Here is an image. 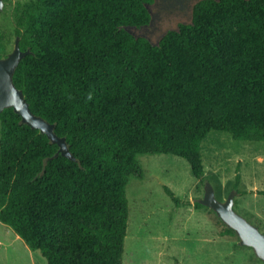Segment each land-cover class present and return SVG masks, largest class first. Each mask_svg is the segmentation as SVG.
Instances as JSON below:
<instances>
[{"label":"trees","instance_id":"1","mask_svg":"<svg viewBox=\"0 0 264 264\" xmlns=\"http://www.w3.org/2000/svg\"><path fill=\"white\" fill-rule=\"evenodd\" d=\"M152 1L15 7L19 46L30 53L14 83L75 160L55 156L57 144L4 109L0 222L47 264H123L138 154L183 158L202 183L200 143L210 131L264 141V0H199L191 22L158 43L127 29L148 23ZM225 234L236 235L227 226Z\"/></svg>","mask_w":264,"mask_h":264},{"label":"rangeland","instance_id":"2","mask_svg":"<svg viewBox=\"0 0 264 264\" xmlns=\"http://www.w3.org/2000/svg\"><path fill=\"white\" fill-rule=\"evenodd\" d=\"M3 1L0 54L5 57L13 50L17 37L15 7L27 0ZM192 13L190 10L184 15L178 9L161 12V19L155 20L158 29L150 35L152 42L179 24L190 23ZM200 149L205 172L202 183L183 158L172 154L137 155L143 176H130L126 186L129 213L123 264H264L252 248L239 244L237 235L225 234V224L212 209L196 206L204 197L207 183L220 201L236 191L234 211L264 233V141L242 140L212 130ZM165 187L180 199L179 205L167 195ZM0 264L47 262L0 222Z\"/></svg>","mask_w":264,"mask_h":264},{"label":"water","instance_id":"3","mask_svg":"<svg viewBox=\"0 0 264 264\" xmlns=\"http://www.w3.org/2000/svg\"><path fill=\"white\" fill-rule=\"evenodd\" d=\"M3 7L4 2L0 0V10ZM146 7L150 12L149 5ZM127 29L132 33L129 28ZM19 40L20 38L16 37L13 50L5 57H0V113L6 108H12L16 114L20 115L23 124L30 126L32 129H38L52 143L58 145L55 156L61 154L75 160L68 149L65 137H59L55 133L54 124L31 111L22 89L17 88L14 83V73L18 64L30 53L29 49L25 51L20 49ZM237 195L236 191H232L225 201H220L216 198L212 185L207 183L204 197L200 200V203L212 209L219 219L236 233L240 245L252 248L255 255L264 262V233L234 211V198Z\"/></svg>","mask_w":264,"mask_h":264},{"label":"flooded vegetation","instance_id":"4","mask_svg":"<svg viewBox=\"0 0 264 264\" xmlns=\"http://www.w3.org/2000/svg\"><path fill=\"white\" fill-rule=\"evenodd\" d=\"M199 0H153L152 3L149 5L150 8V19L148 23L144 25L132 26L129 29H131L132 33L135 36H141L146 39H148L150 42L151 40V34H153L154 30H157L158 27L155 25L156 19H161V12H175L177 9L182 11L184 15H189V11L193 10L194 5ZM4 2V1H3ZM178 28V26H177ZM165 34V32L160 35V37L157 38L155 43H157L162 36ZM153 43V42H152Z\"/></svg>","mask_w":264,"mask_h":264}]
</instances>
